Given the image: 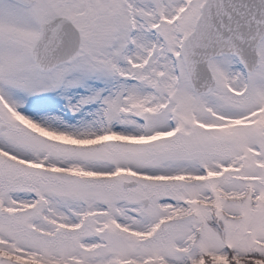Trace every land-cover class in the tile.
I'll use <instances>...</instances> for the list:
<instances>
[{"label":"snow or ice","instance_id":"snow-or-ice-1","mask_svg":"<svg viewBox=\"0 0 264 264\" xmlns=\"http://www.w3.org/2000/svg\"><path fill=\"white\" fill-rule=\"evenodd\" d=\"M0 264H264V0H0Z\"/></svg>","mask_w":264,"mask_h":264}]
</instances>
